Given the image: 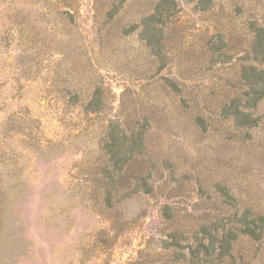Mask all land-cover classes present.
Here are the masks:
<instances>
[{"label":"rangeland","instance_id":"rangeland-1","mask_svg":"<svg viewBox=\"0 0 264 264\" xmlns=\"http://www.w3.org/2000/svg\"><path fill=\"white\" fill-rule=\"evenodd\" d=\"M263 32L264 0H0V264H264Z\"/></svg>","mask_w":264,"mask_h":264},{"label":"trees","instance_id":"trees-1","mask_svg":"<svg viewBox=\"0 0 264 264\" xmlns=\"http://www.w3.org/2000/svg\"><path fill=\"white\" fill-rule=\"evenodd\" d=\"M257 43L262 48L260 51L261 55L264 56V35L259 36ZM246 76H249V74H246ZM113 140L115 142V139ZM114 142L112 144H107L105 151L109 156L108 161L112 162V166L115 167L116 170H121L124 165V161L118 157L120 149L114 147ZM135 144L139 148L141 140H136ZM245 226L246 228L241 231V234L246 237L247 241L251 243V245H257V250L260 248L264 249V220L260 221V223L255 226L249 225L248 223H246ZM220 248L222 249V252L218 256L219 262L221 264H235L237 257L232 252V244H230V241L226 237L221 239Z\"/></svg>","mask_w":264,"mask_h":264}]
</instances>
